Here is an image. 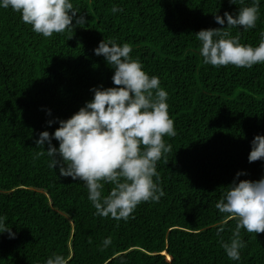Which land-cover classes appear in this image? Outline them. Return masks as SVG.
<instances>
[{
  "label": "trees",
  "instance_id": "obj_1",
  "mask_svg": "<svg viewBox=\"0 0 264 264\" xmlns=\"http://www.w3.org/2000/svg\"><path fill=\"white\" fill-rule=\"evenodd\" d=\"M72 3L85 23L73 21L71 31L51 37L0 8V215L15 233L0 234V264H45L54 253L69 264H264V233L244 229L240 260L229 259L221 241L237 219L215 207L234 180L264 177V159L248 160L251 141L264 135V64H205L196 39L202 29L227 27L216 14L235 15L252 0ZM113 7L123 11L113 14ZM258 15L255 28L233 27L230 36L257 46L264 0ZM109 38L129 43L131 57L159 77L177 132L164 137L172 149L156 165L164 196L139 204L127 221L96 215L84 183L61 176L46 152L36 155L48 148H38L40 133H54L57 118H70L93 98L90 89L116 86L114 69L94 52ZM52 144L59 147L55 139ZM107 237L112 243L103 248Z\"/></svg>",
  "mask_w": 264,
  "mask_h": 264
},
{
  "label": "clouds",
  "instance_id": "obj_2",
  "mask_svg": "<svg viewBox=\"0 0 264 264\" xmlns=\"http://www.w3.org/2000/svg\"><path fill=\"white\" fill-rule=\"evenodd\" d=\"M240 5L244 0H230ZM260 0H252L251 6L239 7L233 15L225 12L216 14L215 21L226 28L202 29L196 33L200 42V55L205 64L214 67L229 64L238 68H251L264 64V31L260 33L257 46L242 44L240 36H230L233 27L247 31L256 27L259 18ZM0 8H11L20 13L24 23L32 31L44 37L54 33L71 31L75 25L85 23L78 16L72 0H0ZM112 13L122 12L113 7ZM226 18V19H225ZM72 37L69 38V40ZM129 43L118 44L114 39L102 40L94 49L103 55L107 64L114 69V87H93V98L86 101L68 119H59L54 133L43 131L36 144L48 145L46 151L49 166H59L61 176L79 179L88 190V199L96 209V215L127 221L142 202H158L164 196L159 186L157 162L169 153L172 145L164 137H175L174 121L168 112V92L161 87L158 76L149 75L139 59L131 57ZM51 114V110H48ZM49 120L48 124L54 122ZM55 139L59 147L52 144ZM264 159V135H256L251 141L249 162ZM242 173H237V178ZM155 178V180H154ZM106 184L112 185L107 195L103 194ZM215 207L237 223L227 241H221L229 259L240 260L241 249L246 243L240 237L241 229L248 233H264V177L259 180H236L226 187ZM0 215V234L7 232L10 238L15 233ZM221 227L218 230L223 232ZM112 243L111 237L103 240V248ZM45 264H69L61 254H52ZM121 264H124L122 261Z\"/></svg>",
  "mask_w": 264,
  "mask_h": 264
}]
</instances>
